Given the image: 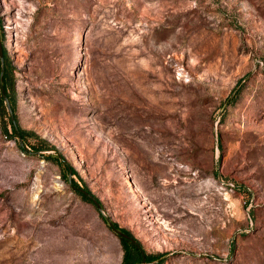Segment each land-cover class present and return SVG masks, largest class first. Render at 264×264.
<instances>
[{
	"label": "rangeland",
	"instance_id": "obj_1",
	"mask_svg": "<svg viewBox=\"0 0 264 264\" xmlns=\"http://www.w3.org/2000/svg\"><path fill=\"white\" fill-rule=\"evenodd\" d=\"M0 48V264H121L72 179L146 264H264V0H0Z\"/></svg>",
	"mask_w": 264,
	"mask_h": 264
},
{
	"label": "trees",
	"instance_id": "obj_2",
	"mask_svg": "<svg viewBox=\"0 0 264 264\" xmlns=\"http://www.w3.org/2000/svg\"><path fill=\"white\" fill-rule=\"evenodd\" d=\"M6 58L7 57H5V55H4V65H3V74H2V88H3L5 96L7 97L8 101H9L11 110L13 112L12 101H11V97L9 95V71H8V66L6 63ZM0 71H1V62H0ZM0 117H1V131H2V133L5 136L8 135L7 127L9 126L11 128L13 135H15L16 132H15V129H14V127L10 121L9 115L7 113L6 106L4 104V101H3V98L1 95V91H0ZM19 134H20V137H21L24 145H26V137H25L26 134L21 130H19ZM32 149L35 150L36 148L32 147ZM54 159L56 160V162L59 165H61V163L57 157H54ZM66 170L68 173L67 168H66ZM74 174H75V172L72 170V175H74ZM71 186H73L74 188H81L73 179L71 180ZM81 189H83L89 193V191L87 189H85L84 187H82ZM75 194L77 196H79L82 201H85L86 203L90 204L91 206H94L92 204V202L87 197H85L82 193L75 191ZM99 216H100L101 220L103 221V223L109 229V227H108L106 221L103 219V217L100 214H99ZM114 227L116 229L120 230L121 232L125 233L126 235L132 237L128 231H126L124 229H120L116 224H114ZM116 238L118 239V241L121 245V248H122V252H123L121 264H139L141 262V255H140L139 250L133 244H131L129 241H127L123 238H120L118 236H116ZM161 257H162V255H146L145 254L146 263L154 262L156 260H159Z\"/></svg>",
	"mask_w": 264,
	"mask_h": 264
},
{
	"label": "water",
	"instance_id": "obj_3",
	"mask_svg": "<svg viewBox=\"0 0 264 264\" xmlns=\"http://www.w3.org/2000/svg\"><path fill=\"white\" fill-rule=\"evenodd\" d=\"M0 62H1V71H0V91H1V95H2V98H3L4 104L6 106V110H7V113L9 115L10 121H11V123H12V125H13V127L15 129V132H16V134L18 136V141H19L20 145H22V139H21V137H20V135L18 133V130H17L16 124H15V119H14V116H13V112L11 110L9 101H8L7 97L5 96L3 88H2L3 64H2L1 48H0ZM35 154H40V152H35ZM68 176L69 177L71 176L70 170L68 172ZM68 183L70 185V178H68ZM71 188L73 190H75V191H78V192L82 193L85 197H87L92 202V204L95 206L97 211L101 214L103 219L106 221V223H107L108 227L110 228L111 232L113 234H115L116 236H118L120 238H123V239L129 241L131 244H133L139 250L140 255H141V262L139 264H146L145 254H144L143 250L141 249L140 245L138 244V242L133 237H130V236L126 235L125 233L121 232L120 230H118V229H116L114 227V223H112V221L105 216V213H104V210H103L102 206L94 198V196L91 195L90 193L86 192L85 190L81 189V188H74L72 186H71Z\"/></svg>",
	"mask_w": 264,
	"mask_h": 264
}]
</instances>
